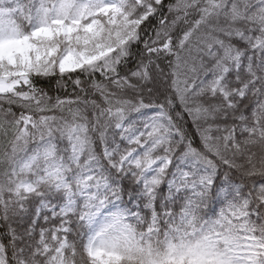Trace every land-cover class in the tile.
Instances as JSON below:
<instances>
[{"label":"snow or ice","instance_id":"6c2138e0","mask_svg":"<svg viewBox=\"0 0 264 264\" xmlns=\"http://www.w3.org/2000/svg\"><path fill=\"white\" fill-rule=\"evenodd\" d=\"M0 264H264V0H0Z\"/></svg>","mask_w":264,"mask_h":264},{"label":"trees","instance_id":"16d2710c","mask_svg":"<svg viewBox=\"0 0 264 264\" xmlns=\"http://www.w3.org/2000/svg\"><path fill=\"white\" fill-rule=\"evenodd\" d=\"M51 86L53 87V89H55L56 85H55V82L54 81L52 82V85Z\"/></svg>","mask_w":264,"mask_h":264}]
</instances>
